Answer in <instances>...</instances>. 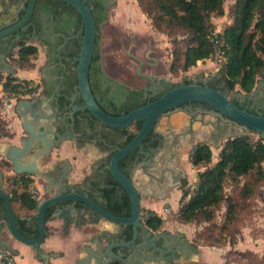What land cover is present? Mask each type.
I'll return each mask as SVG.
<instances>
[{
    "label": "water",
    "instance_id": "1",
    "mask_svg": "<svg viewBox=\"0 0 264 264\" xmlns=\"http://www.w3.org/2000/svg\"><path fill=\"white\" fill-rule=\"evenodd\" d=\"M113 0H0V68L8 63L13 43L21 38L42 42L47 69L40 93L16 105L27 136L8 146L5 158L15 174L37 175L40 159L69 137L98 140L106 148L109 181L99 193L71 188L38 198L33 215L37 236H23L10 195L0 188V249L16 255L10 237L30 246L47 264L40 245L45 220L70 224L118 225L101 249L88 251L78 264L118 260L142 264L183 255L196 260V245L183 234L152 233L142 222V195L163 198L181 184L184 170L177 155L197 140L218 145L226 136L254 131L264 137V115L237 106L206 83L170 84L164 74L167 53L146 35L126 37L112 30L107 11ZM259 87L249 96L254 95ZM36 198V197H35ZM25 219L26 217H21Z\"/></svg>",
    "mask_w": 264,
    "mask_h": 264
},
{
    "label": "trees",
    "instance_id": "2",
    "mask_svg": "<svg viewBox=\"0 0 264 264\" xmlns=\"http://www.w3.org/2000/svg\"><path fill=\"white\" fill-rule=\"evenodd\" d=\"M137 1L153 27L166 33L170 39L172 50L167 71L169 74L186 72L191 66L209 58L212 52L211 38L215 31L211 18L224 15V0ZM228 14L230 23L216 32L226 43L225 61L208 86L226 95L228 91H235L230 98L237 106L245 109L237 99L249 96L264 73V0H234ZM173 35L176 36L172 38ZM18 45L14 58L23 66L28 57L37 52V46L26 44V41H20ZM0 83L3 93L12 96L21 94L18 100L23 99V96L27 99L37 96V88L28 84V80L8 75L5 80L0 78ZM190 83H193L192 80L184 77L180 83L170 84ZM236 85L239 87L237 90ZM246 110L253 113L250 109ZM250 133L257 137L251 138ZM189 159L193 166H201L203 169L197 172V182L191 192L188 189L182 190L174 220L183 224L203 225L202 231L209 225L219 232L229 231L243 202L250 198L258 184L264 182V137L254 131L227 137L212 164L210 145L198 142L192 146ZM9 166L12 168L11 163ZM247 175H252V180L242 182L237 196L227 192L226 183L229 182L233 188L239 184V179ZM6 179L11 185H17L9 190L11 203L18 202L20 208L34 210L37 197L31 190L33 178L30 174L13 173ZM217 211L220 212L219 223L214 221ZM140 213L148 230L153 233L161 229L164 219L156 212L140 209ZM16 224L23 236H37L36 222L31 224L27 218L22 219L16 214ZM198 233L199 230L195 237H199ZM110 264L122 263L112 260Z\"/></svg>",
    "mask_w": 264,
    "mask_h": 264
},
{
    "label": "rangeland",
    "instance_id": "3",
    "mask_svg": "<svg viewBox=\"0 0 264 264\" xmlns=\"http://www.w3.org/2000/svg\"><path fill=\"white\" fill-rule=\"evenodd\" d=\"M233 2L234 0H224V15L212 16L211 22L213 23L216 32H219L228 23H230L228 10ZM107 22L112 30L122 36L131 37L139 34L149 36L155 41V44L159 49L166 51L167 60L165 63L164 74L169 83H180L184 77L189 78L192 81L199 78H203V80H205L207 77L215 76L222 66V64L217 65L214 62H208L206 64L205 61L196 63L186 72L177 71L169 74L167 71L171 59L170 52L172 50L170 39L166 33L160 32L153 27L150 18L142 11L137 0H113L112 5L108 7ZM175 36L176 35H173L172 38ZM26 44L36 45L37 52L34 55L29 56L23 66H20L21 64L17 62L16 58H10L8 62L12 71L8 73L4 71L1 72L0 78H4L5 80L8 75H12L20 79L28 80V84L32 86L36 84L39 80L38 69L43 66L45 60L44 48L34 41H28ZM19 70L24 71L25 73H20L18 72ZM263 76L264 73L260 76L259 80H263ZM260 84L262 83L257 82L253 90L257 87L260 88ZM238 88V85H236L235 90ZM234 92L235 91H228V97H231ZM20 95L21 94H16L15 96H12L5 92L3 93L0 88V174L3 184L4 171H11V173H13L11 166H9L10 161L5 158L4 149L8 146H20L21 139L27 136L26 131L23 130L22 122L18 117L16 110V105L19 102L18 99L20 98ZM23 98L27 97L23 96ZM10 123H15V128L13 126H9ZM15 136L16 138L13 139ZM227 137L229 136H226L223 139L225 140ZM250 137L256 138L257 135L250 133ZM198 142L199 141H194L180 152L181 155H188V162H190L189 153L191 152L192 146ZM216 152L217 149L213 148L212 161L210 164L216 160ZM55 153V149L52 148L50 154L46 157H42L40 159L41 167L50 164ZM6 161H9V163ZM180 164L182 166L187 165L186 160L180 161ZM188 168L189 175H187L182 183L183 187L180 189L181 192L183 189H188L191 192L197 182V172L199 169H203L201 166H192L191 162L190 166L188 165ZM7 177H9V175H6V178ZM246 180H252V175H247L239 179V184H235L233 188L228 182L225 184V188L228 189L227 192H230L233 196H237V192L241 188L242 182ZM258 185L259 186L255 188V191L250 198L247 201H244L246 205H244L243 202V206L237 214V219L235 223L231 225L229 231L219 232L217 228L211 227V225L207 226L202 231L203 225L195 224L200 228V233H198L199 237H196V239L204 244L229 245L230 250L227 256L230 258H238L239 260L243 259L246 264H264V182H261ZM176 198L177 192L173 191L168 198L171 208H174L173 206L178 203V201H174ZM219 210H223V208H220ZM170 215V218L174 220L175 213L171 211ZM214 221L216 223L220 222V212H216ZM238 248L240 249L238 250ZM23 262H28V259L25 258Z\"/></svg>",
    "mask_w": 264,
    "mask_h": 264
},
{
    "label": "crops",
    "instance_id": "4",
    "mask_svg": "<svg viewBox=\"0 0 264 264\" xmlns=\"http://www.w3.org/2000/svg\"><path fill=\"white\" fill-rule=\"evenodd\" d=\"M34 41V40H28ZM26 41V42H28ZM35 42V41H34ZM208 63L207 61L205 62ZM4 69H0V73L3 72ZM20 73H25L24 71L19 70ZM19 75V74H18ZM169 75V74H168ZM1 88V87H0ZM27 99V98H23ZM15 123H10L9 126H13L15 128ZM13 137V139H15ZM12 139V141H13ZM224 140L223 138L219 142L218 145H212L208 141L197 140L199 142H205L210 145L211 150L213 148L219 151L221 147V143ZM56 153L51 160L50 164L41 167L39 173L37 175H30L33 179L31 183V190L36 191L37 199L38 198H46L48 196L54 195L59 189L56 187L48 188L47 190L43 186V180L41 179V175L44 171H46L52 162L62 161L65 158L68 159L70 163L69 170V183H71V187L76 191L87 193L89 192V186L87 184H82L80 181L85 176L87 178L91 177L92 162L97 159L99 156H104L105 153H100L93 144H86L83 148L76 150L74 145L68 141H63L57 148H54ZM52 150V149H51ZM50 150V152H51ZM6 153V149H4ZM50 154V153H49ZM188 155H184L179 153L176 157V165L179 168L184 170L185 177L181 179V184L175 187H171L168 190V194L163 198H156L153 195H142L141 198V209L145 210H153L159 216L164 219V223L161 229L157 232H163L166 235H174L175 233L183 234L185 240L188 243H193L196 245V250L198 251L197 261L196 260H186L183 255H179L176 258H172V264H246V262L238 258H230L227 256L230 247L229 245H207L200 241H198L195 237L196 232L200 229L194 223H179L176 220L170 218L171 211L175 213L178 208V203L174 205V208H171L170 202H168L169 195L173 192H177V198L174 201H178L181 196V185L185 180L187 175H189L190 162L187 160ZM216 159V158H215ZM187 165H181L180 161H185ZM193 166V165H192ZM201 170V169H199ZM13 174L11 171H4V184L1 181L0 174V188L5 192L9 193L11 187L16 188L17 185H11L7 182L6 175ZM74 185V186H72ZM90 193V192H89ZM88 194V193H87ZM13 210L15 214L20 217H26L27 220L33 224L35 222L33 218L34 210L28 211L24 208H20L18 202H12ZM163 207L168 208V213H164L162 211ZM173 209V210H171ZM63 220L61 218H52L45 222V231L46 236L44 238L43 243L40 245L42 251L50 253L47 264H78V259H84L88 255V251H83L81 248L83 246H89L92 250H96V243L91 242L93 237H99L101 242V249H104L105 245L109 241L107 237L101 234L102 231H108L112 234H117L118 225L112 224L104 219L98 220L97 223L88 222L83 225H75L70 224L67 231L63 232ZM153 232V233H157ZM9 244L16 250L15 261L16 264H44V260L42 258L35 257V251L28 245L21 243L20 241L10 237ZM239 247V246H238ZM237 249V248H235ZM240 248H238L239 250ZM27 258L28 262H23L24 259ZM114 260V259H113ZM112 261H108L106 264H110ZM142 264H163V260H141ZM88 264H96L95 259L93 257L88 259ZM123 264V263H122Z\"/></svg>",
    "mask_w": 264,
    "mask_h": 264
},
{
    "label": "flooded vegetation",
    "instance_id": "5",
    "mask_svg": "<svg viewBox=\"0 0 264 264\" xmlns=\"http://www.w3.org/2000/svg\"><path fill=\"white\" fill-rule=\"evenodd\" d=\"M112 3L109 6H111ZM28 40H34L35 42H37L44 48V45L42 44V42L37 39L21 38L15 43H13V45L11 46L8 61L10 58H14L16 56V51L19 47L18 43L20 41H28ZM44 54H45V60H44L43 66H41L38 69L39 80L34 85V87L37 88V92L35 95H38L42 89V85H43V81H44V77H45V73L47 69L45 48H44ZM0 69H4V72H7V73L12 71V69H10L9 62L7 63L6 66ZM214 77L215 76L207 77L205 80H203V78H199L197 80H193L192 82L193 83H206L208 85L209 81L213 79ZM259 82L262 84H260L261 86L259 85L260 88L254 95L247 96L246 98H238L237 100L239 101V103L243 104L245 109H250L253 111V113L263 115L264 114V79L260 80ZM67 140L70 141L74 145L76 150H79L83 148L86 144L91 143L96 147V149L100 153H105L104 156H99L97 159H95L92 162L91 177L87 178V176L84 175V177L80 181L82 184H87L89 186L90 193L87 192L88 194L99 193L104 187H106L109 181L105 146L103 145L101 141L93 140V139L69 137ZM62 142L57 143L52 148L53 149L57 148ZM69 170H70V163L67 158H65L62 161L52 162L50 167L46 171H44L41 175L44 188L47 190L48 188L56 187L59 190L68 191L69 187H71V183H69V177H68ZM35 196L37 197V194Z\"/></svg>",
    "mask_w": 264,
    "mask_h": 264
},
{
    "label": "built area",
    "instance_id": "6",
    "mask_svg": "<svg viewBox=\"0 0 264 264\" xmlns=\"http://www.w3.org/2000/svg\"><path fill=\"white\" fill-rule=\"evenodd\" d=\"M211 42L212 52L206 61L221 65L225 61L224 54L226 43L216 35V31H214L212 35ZM33 193L36 195V191H33ZM162 211L168 213L169 210L168 208L163 207ZM0 264H16L15 256L6 249H0Z\"/></svg>",
    "mask_w": 264,
    "mask_h": 264
}]
</instances>
